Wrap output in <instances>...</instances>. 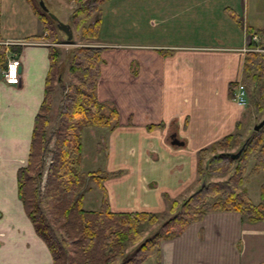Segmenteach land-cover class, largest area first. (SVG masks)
I'll return each instance as SVG.
<instances>
[{"label":"crops","instance_id":"obj_1","mask_svg":"<svg viewBox=\"0 0 264 264\" xmlns=\"http://www.w3.org/2000/svg\"><path fill=\"white\" fill-rule=\"evenodd\" d=\"M246 25L257 41L264 0L101 3L92 44L107 61L99 64L95 93L117 106L122 121L109 133L106 154L107 171H120L103 180L111 210L163 209V193L175 197L195 183L197 149L237 126L247 135L263 116V105L247 111L231 97L245 52L256 49ZM48 43L29 0H0V59L14 48L19 58V81L0 78V264L51 262L16 185L43 96ZM171 134L183 143L171 144ZM141 264H264V219L205 212Z\"/></svg>","mask_w":264,"mask_h":264},{"label":"trees","instance_id":"obj_2","mask_svg":"<svg viewBox=\"0 0 264 264\" xmlns=\"http://www.w3.org/2000/svg\"><path fill=\"white\" fill-rule=\"evenodd\" d=\"M103 1L75 0L69 25L77 31L79 44L66 50L65 57L54 43L66 40V36L62 33L61 37L54 19H50L45 0L47 11L34 8L49 41L48 68L26 162L16 170V185L25 214L49 250V264H141L155 253L162 239L179 234L211 210H235L248 221L264 219V180L259 184L256 202L251 201L244 186L249 176L264 173V123L257 130L249 128L247 135L237 126L197 149L198 186L180 198L163 193L164 206L159 213L110 209L103 180L120 171L96 168L82 174V128L113 124L117 117L116 108H106L96 96L101 49L89 44L97 38ZM245 29L252 32L249 25ZM254 30L260 38L250 42L257 49L245 52L241 81L245 88L256 89L254 109L260 111L264 100V28ZM56 83L61 93L51 116ZM237 150L236 157L230 155ZM48 152L50 160L45 166ZM85 177L101 192L97 208L83 207V192L88 186L86 182L83 187ZM156 222L152 233L143 237L145 225ZM129 244L135 247L125 253Z\"/></svg>","mask_w":264,"mask_h":264},{"label":"rangeland","instance_id":"obj_3","mask_svg":"<svg viewBox=\"0 0 264 264\" xmlns=\"http://www.w3.org/2000/svg\"><path fill=\"white\" fill-rule=\"evenodd\" d=\"M29 1L34 6V8L40 10L41 7L38 3V0H29ZM45 2L47 4L48 8L50 9V11H49L50 13H53L55 16H58L59 20L66 22V23H69V14H70V11L75 6L74 2L65 3L62 0H60V1L45 0ZM55 2H56V6H55ZM50 19H51V17H50ZM71 31H72V35H71L70 39L74 43L68 42V40H63V41L54 43V44L58 45V47L61 49L62 57H65L66 50L70 49V47H72L73 45L79 44V43H76L77 31L74 30L72 27H71ZM59 33L62 37L63 32L61 31ZM89 44H92V43H89ZM106 61H107V59H105V58L103 59V57L101 58V62L104 63ZM62 63L65 66L67 64L66 59H64ZM65 74H66V72L63 71L64 76H65ZM56 85H57L56 86V93L54 95V99H53L52 104H51L52 107L50 110L51 116H53L55 111H56L58 99L60 98V93H61L59 84L56 83ZM245 89H246L247 111H252L253 106H254V97H255L257 91L253 86H251L249 88H245ZM103 102H104L106 108L112 107V106H114L115 108L117 107L109 99L106 101H103ZM261 105H263V109L260 112V114H263L262 117H264V113H263L264 112V100L262 101ZM106 108H105V110H106ZM258 114L259 113H256V116ZM116 120H117V125H114V126H112V124H108L105 126H84L82 128V138H81L82 139V153H81L80 169H81V172L83 175L86 174L87 171L93 170L96 168H100V169H104V170H108L109 168H111V166H109V164H108L106 154L108 152V147H109V133L113 129L118 128L119 123L122 122L120 117H117ZM252 126H251V128H252ZM121 129H124V128H121ZM122 134H124V133L121 132V135ZM49 146H51V145H49ZM49 160H50V153L48 152L45 156V166L47 165ZM120 166H123V165H120ZM122 168H125V167H122ZM211 178L215 179L216 177H211ZM262 180H264V173L262 171H259L255 174L249 176L246 179V181L244 182V186H245V188L248 192V195L251 198L252 202L257 201L258 187H259V184ZM86 182H87L88 186H87V188H85V190L83 192V202H82L83 207L87 208V209L97 208L101 192L97 188L96 184L93 181H91V180L87 181V177L84 178L83 187H84ZM198 183H199V181H197V179H196L195 183L190 184L189 187L187 186L184 191L176 194L175 197L180 198V197L186 196L187 194L192 192L198 186ZM188 188H190V189H188ZM161 210L162 209H158V208L152 209V211L157 212V213H159ZM157 225H158V222L150 224V225H145V234L143 237L150 235L152 233V231L157 227ZM134 247H135V244H129L128 246H126V248L124 250L125 253H129L131 250H133Z\"/></svg>","mask_w":264,"mask_h":264},{"label":"built area","instance_id":"obj_4","mask_svg":"<svg viewBox=\"0 0 264 264\" xmlns=\"http://www.w3.org/2000/svg\"><path fill=\"white\" fill-rule=\"evenodd\" d=\"M250 37L255 39L256 35L254 33L250 34ZM0 64V77L7 83H17L19 80L18 66L19 58L14 51L9 52L2 60ZM232 98L239 105H244L246 101V93L243 84L240 80L235 81L232 88Z\"/></svg>","mask_w":264,"mask_h":264},{"label":"water","instance_id":"obj_5","mask_svg":"<svg viewBox=\"0 0 264 264\" xmlns=\"http://www.w3.org/2000/svg\"><path fill=\"white\" fill-rule=\"evenodd\" d=\"M38 3L43 10L47 11V7L44 5L43 0H38ZM48 14L52 19H54L56 27L66 35L67 39H69L72 33L69 24L59 20L53 13H50L49 11H48ZM263 123H264V117H262L256 123H254L252 126V129L257 130ZM169 142L174 145H181L183 143V141L175 137L174 134H171V138ZM238 153H239V150H237L235 153H232L230 155L236 157ZM201 184H203V182H201Z\"/></svg>","mask_w":264,"mask_h":264}]
</instances>
